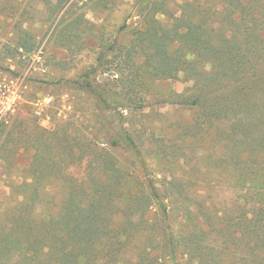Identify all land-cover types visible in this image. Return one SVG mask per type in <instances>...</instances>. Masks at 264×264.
I'll return each instance as SVG.
<instances>
[{"label":"rangeland","instance_id":"rangeland-1","mask_svg":"<svg viewBox=\"0 0 264 264\" xmlns=\"http://www.w3.org/2000/svg\"><path fill=\"white\" fill-rule=\"evenodd\" d=\"M162 1L0 0V83L15 79L23 91V101L0 120V151L15 124L22 133L7 144L9 156L0 152V224L7 223V216L17 212L23 200L25 205L33 202L32 186L22 184L32 181L37 163L30 140L44 137L43 129L54 132L71 124V138L64 145L54 141L48 160L54 166L67 165L66 173L39 174L45 178L41 181L53 183L50 190L42 191L46 206L59 210L62 178L87 180L91 150L105 148L109 157L94 161L100 166L99 178L107 179L109 171L101 170L112 160L125 172L124 194L138 192L152 177L167 202H174L175 211L166 220L170 237L179 235L175 240L183 243L193 234L203 248H209V264H264V223L260 222L264 221V145L259 141L238 145L243 134L235 136L231 119L241 114L217 119L209 116L206 106L177 103L178 95L190 101L192 81L183 74L156 79L142 54L130 46L136 28L163 9ZM195 1L204 10L224 7L223 0ZM184 4V0H171L169 12L155 15L167 27L177 22L179 26ZM102 52L105 62L90 79L105 88L110 102L105 110L77 87V80L98 64ZM255 101L264 109L263 93ZM127 134L141 151L148 171L125 146ZM262 135V130L255 134L258 140ZM84 136L96 147H86ZM114 140L122 146L112 145ZM67 148L75 152L73 159ZM247 213L259 224L256 235L249 230ZM133 239L136 244H151L145 238ZM182 254L174 262L167 256L162 264H187L191 256Z\"/></svg>","mask_w":264,"mask_h":264},{"label":"trees","instance_id":"trees-1","mask_svg":"<svg viewBox=\"0 0 264 264\" xmlns=\"http://www.w3.org/2000/svg\"><path fill=\"white\" fill-rule=\"evenodd\" d=\"M223 1L222 10H204V5L195 0H184L181 24L167 27L155 15L169 12L166 8L171 0H163V9L159 8L147 24L136 28L130 46L142 54L145 66L156 79L183 74L192 81L190 101L178 95L177 103L206 106L209 116L217 119L221 115L231 118L241 114L231 119L235 136L243 134L238 145H253L258 141L264 145V109L255 101L258 93L264 94V0ZM105 56L102 52L98 64L77 80V87L91 95L96 106L103 110L110 108L105 88L101 89L90 77L104 64ZM15 126L6 134L0 151L4 157L11 151L7 144L22 134ZM70 126H60L54 132L43 129L44 137L30 140L37 163L32 181L22 184L32 186L33 202L25 205L23 200L20 209L7 216V223L0 224V264H162L167 256L174 262L180 253L191 256L187 264H194L197 259L199 264H209V248H203L202 241L193 234L183 243L175 240L179 235L170 237L166 220L175 211L174 202H167L152 177L147 178L138 192L124 194L122 174L125 172L110 158L108 170L101 171H109L111 176L98 177L100 166L94 161L108 156L105 148L91 150L93 161L85 168L90 175L87 180L62 178L64 195L59 210L46 206L42 191L50 190L53 183L41 181L45 178L39 174L46 177L51 171L66 173L67 165L54 166L48 160L54 141L64 145L67 137L71 138ZM261 130L263 135L258 140L255 134ZM84 137L86 147L92 144L96 147L91 138ZM125 142L131 156L148 171V164L132 136L127 134ZM112 145L119 146V140H114ZM67 155L73 159L76 154L67 148ZM202 206L201 213L208 217ZM154 208L156 211L152 213ZM249 214L244 217L249 230L256 235L259 224ZM261 215L264 219V212ZM136 237L151 244L133 243ZM261 242L264 246V241ZM195 251L197 258H192Z\"/></svg>","mask_w":264,"mask_h":264},{"label":"built area","instance_id":"built-area-1","mask_svg":"<svg viewBox=\"0 0 264 264\" xmlns=\"http://www.w3.org/2000/svg\"><path fill=\"white\" fill-rule=\"evenodd\" d=\"M22 93L21 86L15 79L0 83V120L5 119L9 112L15 111L23 101Z\"/></svg>","mask_w":264,"mask_h":264}]
</instances>
